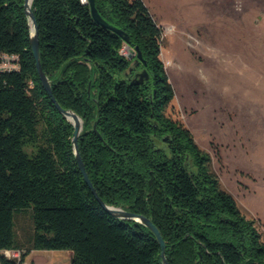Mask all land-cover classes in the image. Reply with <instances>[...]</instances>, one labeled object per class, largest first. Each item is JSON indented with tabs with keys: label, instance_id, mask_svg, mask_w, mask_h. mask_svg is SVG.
Instances as JSON below:
<instances>
[{
	"label": "trees",
	"instance_id": "16d2710c",
	"mask_svg": "<svg viewBox=\"0 0 264 264\" xmlns=\"http://www.w3.org/2000/svg\"><path fill=\"white\" fill-rule=\"evenodd\" d=\"M24 0H0V51L19 69L0 73V264L31 250H71L69 264H162L155 235L110 215L74 157V127L39 78ZM117 32L98 24L85 0H32L40 62L59 105L82 119L85 170L108 205L148 217L168 264H264V241L222 188L188 127L167 114L173 89L160 57L162 27L143 0H95ZM127 45L140 61L121 54ZM142 69L148 78L139 82ZM124 77L118 78L117 75ZM29 211L23 240L15 215Z\"/></svg>",
	"mask_w": 264,
	"mask_h": 264
},
{
	"label": "rangeland",
	"instance_id": "374dc122",
	"mask_svg": "<svg viewBox=\"0 0 264 264\" xmlns=\"http://www.w3.org/2000/svg\"><path fill=\"white\" fill-rule=\"evenodd\" d=\"M143 1L162 27L160 57L174 94L167 114L190 129L264 241V0ZM14 222L20 240L32 232L29 211Z\"/></svg>",
	"mask_w": 264,
	"mask_h": 264
},
{
	"label": "water",
	"instance_id": "95a60500",
	"mask_svg": "<svg viewBox=\"0 0 264 264\" xmlns=\"http://www.w3.org/2000/svg\"><path fill=\"white\" fill-rule=\"evenodd\" d=\"M86 2L89 5L90 13H91L93 19L98 24H100L101 26H104L110 30L117 32L119 35H121L123 37V40L125 42H128L129 39H128V36L126 35V33H124L121 29H118V28L110 25L108 22H106V20H104L102 18V16L99 14V12L96 9L95 0H86ZM31 3H32V0H24L23 7H24V13H25L26 18H27V24L29 26L30 45H31V50H32L33 56H34L36 69H37L39 78L42 82V85H43L44 89L46 90V92L48 93V95L50 96L51 101L54 103V105L57 108V110L59 111V113L63 117H65L69 122H71L73 127H74L73 138H72L73 152H74V157H75V160L77 162L78 168H79L80 172L82 173L85 182L90 187L91 191L93 192L94 196L99 201L101 206L110 215H112L116 218H120V219L134 220V221L141 223L145 227H147L155 235V237H156V239L160 245V248H161L160 257H161L162 264H168L167 259L165 257V253H164L165 243L163 241V238H162L158 228L153 224V222L148 217H146L142 214L133 213L130 211H126V210L122 209L121 207H116L113 205L106 204L98 196L95 188L93 187L92 182L90 181V178L88 177V174L85 170V166H84L83 160L81 158V155H80L79 149H78L77 139H78L79 133L82 129V119L73 110L65 109V108L61 107L52 94V90H51V86H50V80L48 79V77L44 73L42 66H41V62H40L38 25H37L35 15L31 9ZM134 51L136 52V56H135L134 61H140L141 60L140 51H138L137 47H134ZM144 78L145 79L148 78V73L145 69H142V70H140L134 74V79H137L139 82H142Z\"/></svg>",
	"mask_w": 264,
	"mask_h": 264
},
{
	"label": "built area",
	"instance_id": "2783aa9c",
	"mask_svg": "<svg viewBox=\"0 0 264 264\" xmlns=\"http://www.w3.org/2000/svg\"><path fill=\"white\" fill-rule=\"evenodd\" d=\"M129 48L127 45H124L122 49L120 50L121 54H126L125 48ZM131 55L135 54V52H132ZM19 69V62H18V55L12 54V53H6L0 51V73L5 71H12V70H18ZM0 255H3L8 258H15L19 259L20 257V251L10 248H3L0 250Z\"/></svg>",
	"mask_w": 264,
	"mask_h": 264
},
{
	"label": "crops",
	"instance_id": "0c3cea01",
	"mask_svg": "<svg viewBox=\"0 0 264 264\" xmlns=\"http://www.w3.org/2000/svg\"><path fill=\"white\" fill-rule=\"evenodd\" d=\"M154 15V14H153ZM159 17H161V16H159ZM154 18H156V16L154 15ZM156 20H157V18H156ZM158 21V20H157ZM158 22H160V21H158ZM162 23V22H161ZM160 23V24H161ZM165 23V22H164ZM35 251H46L47 253H50L51 255L49 256V257H47V258H41V257H38V256H36V255H34V252ZM59 251H61V250H59ZM57 252V250H31L30 252H29V254L25 257V259H24V263L23 264H56V263H59V264H69V262H70V259H69V262L68 263H65V262H62V261H60V260H55L54 258H53V255H54V253H56ZM68 254L70 255V257H71V255H72V251L71 250H68ZM69 257V258H70Z\"/></svg>",
	"mask_w": 264,
	"mask_h": 264
},
{
	"label": "bare ground",
	"instance_id": "6f19581e",
	"mask_svg": "<svg viewBox=\"0 0 264 264\" xmlns=\"http://www.w3.org/2000/svg\"><path fill=\"white\" fill-rule=\"evenodd\" d=\"M85 2H86V0H85Z\"/></svg>",
	"mask_w": 264,
	"mask_h": 264
}]
</instances>
